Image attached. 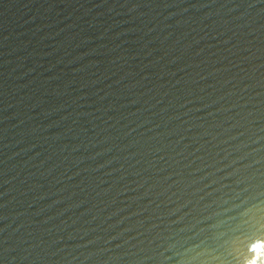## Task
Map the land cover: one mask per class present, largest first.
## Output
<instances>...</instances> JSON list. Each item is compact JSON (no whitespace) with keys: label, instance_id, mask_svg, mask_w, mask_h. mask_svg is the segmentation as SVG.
Returning a JSON list of instances; mask_svg holds the SVG:
<instances>
[{"label":"water","instance_id":"water-1","mask_svg":"<svg viewBox=\"0 0 264 264\" xmlns=\"http://www.w3.org/2000/svg\"><path fill=\"white\" fill-rule=\"evenodd\" d=\"M0 264H264V0H0Z\"/></svg>","mask_w":264,"mask_h":264}]
</instances>
